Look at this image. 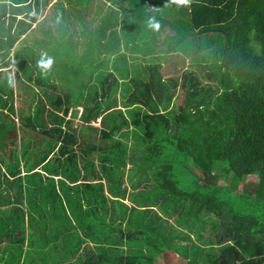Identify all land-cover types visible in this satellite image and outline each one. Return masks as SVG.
<instances>
[{
	"label": "trees",
	"instance_id": "16d2710c",
	"mask_svg": "<svg viewBox=\"0 0 264 264\" xmlns=\"http://www.w3.org/2000/svg\"><path fill=\"white\" fill-rule=\"evenodd\" d=\"M40 5L0 0V264H264V0H55L15 45Z\"/></svg>",
	"mask_w": 264,
	"mask_h": 264
},
{
	"label": "rangeland",
	"instance_id": "374dc122",
	"mask_svg": "<svg viewBox=\"0 0 264 264\" xmlns=\"http://www.w3.org/2000/svg\"><path fill=\"white\" fill-rule=\"evenodd\" d=\"M48 1H49V6H50L55 0H48ZM69 1L74 2L73 6L75 7V9H73V10H76L78 12V14H79L78 21H80L79 20L80 18L84 19L89 24L90 28H95L97 26L98 20H97L95 14H98V13H100V16H103V15L107 14V16H108L107 20H111L110 24L111 25L116 24V26L112 27L111 29L118 30L119 26L122 25V21H121V14L122 13L121 12H116L114 10V8H116V6L113 9L107 8V7H105V8L101 7L102 5H104L105 2H108V0H93V1L69 0ZM111 2H112V0H111ZM49 6L45 7V8H42L41 5L39 6L40 9H39V13L36 14V22L31 26V28H30V30L28 31L27 34H25V35L20 37V39L15 43V45L21 44V43L29 44L30 41H27V39L25 37L28 34L33 35L37 40L38 39H43L42 32L45 31V23L50 22V21H47L44 18L45 15L48 16L49 13H51V9L49 8ZM32 11L35 12L34 9ZM78 21H76L74 19L73 22H72V25L74 26ZM7 26H8L7 18H5V23H4L3 27H7ZM90 30L92 32V36L91 37L94 40H91V39L89 40V38L84 36L83 34H78L80 29H79V27H77V33H76V36H75L74 39L78 40L77 52H78L79 56H81L82 53L90 51V50H94V48H95L96 41H97L95 39H97V36H96L95 33H93V29H90ZM91 32H90V35H91ZM51 36L56 37V34L53 33V34H51ZM105 38L106 37L98 40V43L101 44V45L105 44V42L107 41ZM90 41H92V42L90 43ZM94 41H95V44H94ZM88 48H90V49H88ZM35 49H37V48H35ZM13 51L14 50L12 49V52ZM11 55H12V53H11ZM94 55H96V59H98L99 52H96V54H94ZM43 58H45V59L51 58L52 61L54 60L52 57H49V56H44ZM116 60H119V57H116L115 59H113L111 61L110 65H109V70L112 71L116 76L117 75H122V76H118V79L120 80V84H121V86H124V85L127 86L128 83H126L127 82V80L125 79L126 77H123V75H126V72L122 69L121 64L118 61H116ZM126 62L128 63L127 60H126ZM58 85H60V84H58ZM17 104L19 106L20 102H17ZM7 127L9 128L8 130H10L11 127L9 125H7ZM23 161H24V157L21 158V162H23ZM128 163H130V161H129L128 156L126 155L125 165L128 164ZM125 165L122 166V164H121V175H120V177H122L125 174L123 178H124V180L126 182V180L128 178L132 177V175H131L130 172H128V169H129L130 166H128V168H125ZM211 172L218 174V170L216 168H214V170H212ZM126 184H127V182H126ZM105 192H106L107 195H109V192L107 190H105ZM122 201L124 203H128L129 202V201H127L126 198L124 200H122ZM22 202L26 206V207H24V205H23L24 209L26 211L28 209L29 212H30V208H29L28 204L25 202V200H22ZM37 206H39V205L37 204ZM47 222H48V217L43 215L41 218H38V221L36 222V226H41L43 224H46ZM171 222H172V218L170 219V223ZM3 245L4 244L1 243L0 247H2ZM159 261H160V256L159 257L154 256L153 262L155 264H158ZM227 261H228V264H230L232 262L231 259H227Z\"/></svg>",
	"mask_w": 264,
	"mask_h": 264
},
{
	"label": "clouds",
	"instance_id": "9594fccd",
	"mask_svg": "<svg viewBox=\"0 0 264 264\" xmlns=\"http://www.w3.org/2000/svg\"><path fill=\"white\" fill-rule=\"evenodd\" d=\"M180 2H184V0H180ZM114 4V3H113ZM114 7H115V4H114ZM117 8V7H116ZM151 26H153V27H156V28H158L159 27V24L158 23H155V22H153L152 24H151ZM128 62H130V60L128 59V58H126V57H124ZM52 63H53V61H52V59L51 58H47V59H45V58H42L40 61H39V66L42 68V69H45V70H50L51 69V67H52ZM172 108H174V106L172 107ZM171 108V109H172ZM77 111L79 112V115H81V112H82V109L78 106L77 108ZM123 109V110H122ZM121 110L124 112L125 111V109L124 108H122ZM162 112H164V111H162ZM16 122H17V120H16ZM16 126H18V123H16ZM12 132V136H13V138H18V132H17V130H15V131H11ZM57 149L58 148H56L55 150H54V152L53 153H56L57 152ZM52 155H50L48 158H50ZM47 158V159H48ZM46 159V160H47ZM128 166H130L131 167V165H130V163H128V164H126L125 165V168H128ZM129 167V168H130ZM110 177H111V179H112V183H115L116 182V179L117 178H119V177H117V176H115V175H111L110 174ZM54 179H57V178H54ZM98 182H101V181H96L95 183H98ZM103 182V185L101 184V186L102 187H105L106 186V183L104 182V181H102ZM85 183V181L82 179V178H80L79 179V181H78V183H77V185H79V184H84ZM88 183H90V182H88ZM126 183H124V185H125ZM104 194H106V192L104 193ZM107 195V194H106ZM110 195V194H109Z\"/></svg>",
	"mask_w": 264,
	"mask_h": 264
}]
</instances>
